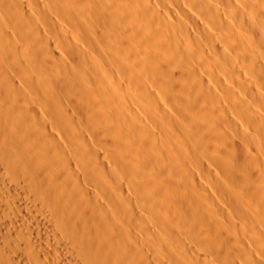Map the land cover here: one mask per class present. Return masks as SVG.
I'll list each match as a JSON object with an SVG mask.
<instances>
[{
    "label": "bare ground",
    "instance_id": "obj_1",
    "mask_svg": "<svg viewBox=\"0 0 264 264\" xmlns=\"http://www.w3.org/2000/svg\"><path fill=\"white\" fill-rule=\"evenodd\" d=\"M0 264H264V0H0Z\"/></svg>",
    "mask_w": 264,
    "mask_h": 264
}]
</instances>
